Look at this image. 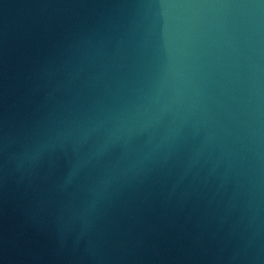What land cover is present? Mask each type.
I'll return each instance as SVG.
<instances>
[{
  "label": "water",
  "instance_id": "obj_1",
  "mask_svg": "<svg viewBox=\"0 0 264 264\" xmlns=\"http://www.w3.org/2000/svg\"><path fill=\"white\" fill-rule=\"evenodd\" d=\"M0 264H264V0H0Z\"/></svg>",
  "mask_w": 264,
  "mask_h": 264
}]
</instances>
